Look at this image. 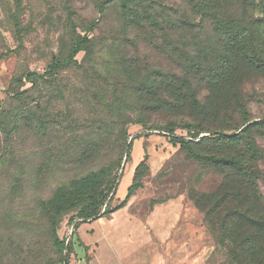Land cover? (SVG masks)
I'll return each instance as SVG.
<instances>
[{
  "label": "rangeland",
  "instance_id": "374dc122",
  "mask_svg": "<svg viewBox=\"0 0 264 264\" xmlns=\"http://www.w3.org/2000/svg\"><path fill=\"white\" fill-rule=\"evenodd\" d=\"M98 1L0 0V55L9 53L0 58V111L13 89L33 86L29 79L16 83L15 78L31 72L42 74L55 59L65 61L80 37L98 36L104 44H112L120 13L116 6L101 13ZM164 2L199 21L200 15L189 10L187 0ZM219 3L227 25L239 20L238 37L216 31L209 22L196 40L212 52L203 66H222L219 81L199 83L189 77L184 84L167 79V72L181 76L176 69L179 36L149 29L136 47L117 39L113 50L105 47L97 52L94 65L82 64L85 53H80L79 65H67L59 72L65 98H56V88H48L40 98L49 111L45 121L37 115L30 128L24 125L13 139L2 138V152L13 149L25 167L29 191L20 200L18 213L7 220L15 227L10 231L0 228V246L8 245L11 254L19 250L21 256L0 251V264H234L218 242L219 231L207 223L206 213L192 196L206 204L216 203L219 193L237 176L211 157L241 154L255 156L257 178L254 176L253 184L264 199V0ZM16 17L25 28L24 47L18 51ZM93 21L100 25L96 33L88 30ZM124 57L139 58L137 70L128 69L123 75L127 68ZM100 68H109L112 80L119 83L116 93L99 90L112 86L98 80L96 70ZM116 99L123 114L142 100L150 103L153 99V104L165 99L166 104L141 112L144 124L128 127L121 166L110 173L120 147L115 151L112 133L100 137V131L88 121L94 123L101 116L109 123L117 115L107 112V100ZM173 134L196 137L194 143L206 136L232 134L242 140L198 145L194 148L197 157L188 147L174 145ZM6 145L8 149H3ZM145 150L150 154L148 169L139 173L142 187L123 206L137 167L134 163L141 161ZM42 163L46 170L41 172ZM10 174L4 164L1 187L10 182ZM114 176L109 196L97 197L98 190L105 187L103 182L107 185ZM57 193L62 207L50 222L37 199ZM96 204L101 212L90 217ZM107 208L110 211L104 213Z\"/></svg>",
  "mask_w": 264,
  "mask_h": 264
},
{
  "label": "trees",
  "instance_id": "16d2710c",
  "mask_svg": "<svg viewBox=\"0 0 264 264\" xmlns=\"http://www.w3.org/2000/svg\"><path fill=\"white\" fill-rule=\"evenodd\" d=\"M187 1L189 10L196 15H200L199 21L193 19V17L191 18L192 15H189L186 10H175L166 4L164 0H100L97 2V6L101 13L104 14L107 7L114 6L117 7L120 13V19L118 21L119 28L116 30L117 37H113L111 40L112 44H104L105 40L98 36L80 37L70 47L65 61L55 59L49 67V70H46L42 74L31 72L27 76L22 75L15 78L16 83H23L25 78L29 79L33 86L26 90H21L20 88L13 89L8 95L9 101L7 106L3 107L0 111V161L6 159L4 162H0V171L5 164L8 172L12 173L9 175L10 182L4 187L0 186V214L4 213L5 215L0 216L1 229H8L10 231L15 227L10 226L7 220L12 215L18 213L16 209L20 208V200L26 199L29 191L27 183L24 180L28 177L25 167L17 160V154H15L13 149L2 152V138L5 136L6 139H13L15 134L19 133L24 125L30 128L37 115L41 116V121H45V118L49 115V111L44 107V102L40 98H42L44 92L50 90H47L48 88H56L54 90L57 92V99L65 98V91L62 88V82L64 81L59 78V72L67 65H79L80 61L77 59V56L80 53H85L82 64L87 62L94 65L98 58L95 54L103 51L105 47L113 50L115 48L114 44L119 42L117 39L126 45L131 43L136 47L142 34L144 35V32L146 33L149 29L163 31L165 33L173 32L180 39L176 40L175 43L179 53L176 69L180 71L181 76L177 78L172 74L173 72H167L166 78H171L174 82L176 80L181 81L184 84L187 83L189 77L197 80L199 83H212L220 80L222 66L216 65L214 68H212L211 64L208 67L203 66L212 52L200 46L196 40L209 22L215 25L216 31L223 32L236 39L238 37L237 29L239 20H232V23L227 25V19H225L224 11L220 6L219 0ZM14 21L18 32L19 43L15 50L18 51L24 47L23 33L25 32V28L22 26L19 17H16ZM99 28L98 21H93L88 30L96 33ZM8 54H1L0 58H4ZM124 59L127 63V68L123 69V75L128 69L134 71L140 66V59L137 57H132L128 60L124 57ZM96 75L98 80H103L112 85L105 88L100 87L99 90L101 92L110 94L117 92L115 86L119 83L112 80L109 68L96 70ZM136 90L141 91V88L137 87ZM35 93H39V96H35ZM107 102V112L117 116H114L113 119L111 118L109 123L105 118L100 116L98 121L94 123L88 121V124L92 125L91 128H97L100 131V137L107 131L112 133L114 150L116 151L120 147V153L117 154L114 161L110 164L111 173L121 166V150H123L128 127L136 123L144 124V120L140 115L141 112L149 111L154 106L157 107L166 103L165 99H159L153 104L151 102L144 103L142 100L141 104H138V107L128 108L129 112L123 114L119 99L115 101L107 100ZM42 126L41 124L40 128ZM250 128H252V125L247 129ZM168 133L172 134L170 131ZM195 139L196 137L190 139L174 134L170 137L174 145L188 147L192 154L197 157L200 155L198 151H194V148L198 145L202 146L206 142L212 141L239 142L242 140V137L238 134L229 136L219 135L217 137L206 136L204 139L194 143ZM3 149H8V146H3ZM148 158L149 155L146 154L144 159L137 165L133 182L128 188V194L123 202V206L142 187L139 173L144 167L148 169ZM211 159L221 166L234 170L237 178L231 181L219 193V200L216 203L206 204L202 202L201 198L195 195L192 196V200L199 209L206 213L207 223L213 227V230L216 232L219 231L218 242L228 251L234 264H264V199L260 193H257L255 189L256 184H253L254 176L257 178L256 170L254 169L255 156L235 154L230 157L212 156ZM40 170L41 172L46 170L44 163L41 164ZM256 178L255 181H257ZM106 182L107 185L103 182L105 187L98 190L97 197L102 196L106 199L109 196V193L114 188L116 176L113 178L109 177ZM60 199L58 193L47 199H37L42 202V213L50 222L61 211L62 203ZM24 211L26 213L28 212V210ZM109 211L107 208L104 213ZM100 212L101 207L96 204L94 208H91L89 216L97 217ZM8 247V245L0 246V251L6 252V256H21V252L15 249L14 253L11 254V248L9 249ZM16 248L19 249V246Z\"/></svg>",
  "mask_w": 264,
  "mask_h": 264
},
{
  "label": "crops",
  "instance_id": "0c3cea01",
  "mask_svg": "<svg viewBox=\"0 0 264 264\" xmlns=\"http://www.w3.org/2000/svg\"><path fill=\"white\" fill-rule=\"evenodd\" d=\"M146 154L149 155V154H150L149 151L147 152V151L145 150L143 157H142V158L140 157V160H141V161L144 159V157H145ZM141 156H142V152H141ZM148 159H149V158H148ZM139 162H140V161H139ZM139 162H138V164H139ZM138 164H137V163H134V166H136V165H138Z\"/></svg>",
  "mask_w": 264,
  "mask_h": 264
}]
</instances>
